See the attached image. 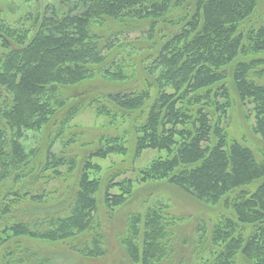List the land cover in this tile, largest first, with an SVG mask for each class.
I'll use <instances>...</instances> for the list:
<instances>
[{
    "label": "trees",
    "instance_id": "16d2710c",
    "mask_svg": "<svg viewBox=\"0 0 264 264\" xmlns=\"http://www.w3.org/2000/svg\"><path fill=\"white\" fill-rule=\"evenodd\" d=\"M53 2L31 28L0 17L6 50L0 55L2 264H57L43 251L46 244L65 245L84 259L104 258L98 195L104 186L102 201L112 217L136 181H119L127 172L119 171L103 182L95 160L126 156L131 145L136 158L147 150L166 152L140 171L142 182H166L224 211L211 228H198L192 261L180 249L189 245L177 234L182 219L167 207L130 214L119 242L133 264H264V153L258 159L230 140L224 126L231 82L264 142V27H242L257 0ZM176 10L182 13L170 18ZM166 18L176 30L155 43ZM109 22L118 31L99 32ZM130 34L140 37L130 42ZM143 40L155 45L139 60L141 87L75 105L64 98L63 90L95 77L135 80L131 62ZM85 108L109 126L129 123L133 137L101 136L80 159L72 146L83 133L71 125Z\"/></svg>",
    "mask_w": 264,
    "mask_h": 264
},
{
    "label": "rangeland",
    "instance_id": "374dc122",
    "mask_svg": "<svg viewBox=\"0 0 264 264\" xmlns=\"http://www.w3.org/2000/svg\"><path fill=\"white\" fill-rule=\"evenodd\" d=\"M257 9L255 14L249 21L242 25L246 30L250 28L264 27V0H257ZM54 5L53 0H0V17L12 25H24L27 28L35 26L39 23L45 15L47 7ZM57 5V4H56ZM182 12L176 10L170 18L180 15ZM159 21L157 30V40L155 43H160L162 38L169 36L170 33L176 29L169 25L166 21ZM103 29L98 27L99 32H108L112 28L113 31H118L119 26L115 22H109ZM140 37L138 34H130L129 41ZM143 46H139L141 50L137 53V58L131 62L138 74L135 80L128 82H110L104 80L102 77H95L94 79L80 84L73 88H67L62 91L64 98L68 99V103L75 105L80 103L82 99H90L99 94L117 92L121 90H130L141 87L144 73L140 70L139 60L146 59L154 50L150 46L155 43L141 41ZM140 42V43H141ZM132 45H138L132 43ZM159 45V44H157ZM6 52L0 44V55ZM264 56L260 54L259 57ZM263 58V57H262ZM229 85L230 93V108L228 110L227 118L225 119V128L230 140H237L244 145L251 148L258 159L264 153V142L253 131L254 118L252 116L251 107L247 104L243 105L237 96V93L231 82ZM71 131L82 132L81 139L72 146L73 150L79 158L82 159L87 151L96 146L101 136H125L130 140L133 137L130 124L109 126L106 118H99L94 114L90 108H85L79 116L72 122ZM128 132H125L124 130ZM128 135H126V134ZM92 143V144H91ZM30 141L29 145H32ZM91 144V145H89ZM165 151L147 150L139 158L134 156V147L131 145L129 153L126 156H111L107 160H95L101 165L103 172L101 174L102 180L109 175H114L119 171H127L126 176L119 178V181L124 177L134 179L135 186L132 197L125 205L117 208L109 217L108 209L105 207L102 196L104 186L98 195L99 204V218L104 227V232L107 235V250L108 253L104 258L90 260L84 259L68 250L62 244H46L43 251L51 254L53 261L57 264H133L127 257L125 250L119 242V235L125 230L128 217L135 212L144 213L149 208L167 207V210L182 219L177 234L180 242L184 240L189 241L188 246H180L181 251H186L188 259L191 260V252L193 250V243L197 236L199 227L206 226L211 228L216 222L220 214H222L223 207L221 205H205L198 202L183 191L169 185L163 181L142 182L140 171L146 169L150 163L160 157H165ZM192 245V246H191ZM192 261V260H191ZM190 263V262H189ZM0 264H2V254H0ZM191 264V263H190Z\"/></svg>",
    "mask_w": 264,
    "mask_h": 264
}]
</instances>
